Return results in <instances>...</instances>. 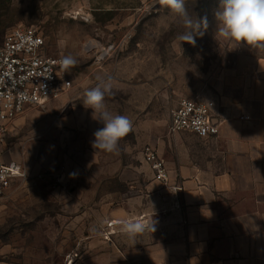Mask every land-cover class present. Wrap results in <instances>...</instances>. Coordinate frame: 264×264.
<instances>
[{
    "label": "rangeland",
    "instance_id": "rangeland-1",
    "mask_svg": "<svg viewBox=\"0 0 264 264\" xmlns=\"http://www.w3.org/2000/svg\"><path fill=\"white\" fill-rule=\"evenodd\" d=\"M218 5L191 0L208 19L193 46L177 40L183 28L159 0H0V43L13 27H34L48 56L77 61L67 91L8 124L1 158L26 177L0 197V264H79L93 236L123 235L112 223L153 186L143 149L169 131L179 101L208 100L230 70H264V49L216 37ZM97 76L113 77L107 109L133 122L117 153L92 147L103 124L82 100Z\"/></svg>",
    "mask_w": 264,
    "mask_h": 264
},
{
    "label": "crops",
    "instance_id": "crops-1",
    "mask_svg": "<svg viewBox=\"0 0 264 264\" xmlns=\"http://www.w3.org/2000/svg\"><path fill=\"white\" fill-rule=\"evenodd\" d=\"M229 72L208 99L218 134L156 136L149 145L166 163L168 183H157L145 162L153 186L112 223L152 219L155 231L134 240L93 236L79 264H264V70Z\"/></svg>",
    "mask_w": 264,
    "mask_h": 264
},
{
    "label": "built area",
    "instance_id": "built-area-1",
    "mask_svg": "<svg viewBox=\"0 0 264 264\" xmlns=\"http://www.w3.org/2000/svg\"><path fill=\"white\" fill-rule=\"evenodd\" d=\"M60 59L46 54L45 39L34 27L17 26L5 34L0 43V149L13 119L26 108L42 106L70 88L72 82L58 63ZM213 106L210 100L182 98L171 113L169 132H190L202 138L216 136L219 129L212 121ZM143 160L157 182L168 183L169 169L154 146L143 149ZM25 177L20 164L5 163L0 155V197ZM180 191V187L174 188L176 197Z\"/></svg>",
    "mask_w": 264,
    "mask_h": 264
},
{
    "label": "clouds",
    "instance_id": "clouds-1",
    "mask_svg": "<svg viewBox=\"0 0 264 264\" xmlns=\"http://www.w3.org/2000/svg\"><path fill=\"white\" fill-rule=\"evenodd\" d=\"M191 0H159V4L168 9L176 18L183 31L177 34V40L195 46L196 36L203 35L208 27L207 16L198 17L189 8ZM217 21L216 37L235 47L245 43L253 48L264 49V0H219L214 12ZM58 63L67 71L77 63L71 56H63ZM96 86L83 93V104L93 110V119L100 121L103 127L94 132L92 147L107 153H117L119 142L130 134L133 122L126 115L113 114L105 104L106 95L112 94L113 77L97 76ZM71 175H75L74 173ZM120 232L129 239L143 234L147 230L155 231L154 221L124 219L119 221Z\"/></svg>",
    "mask_w": 264,
    "mask_h": 264
},
{
    "label": "bare ground",
    "instance_id": "bare-ground-1",
    "mask_svg": "<svg viewBox=\"0 0 264 264\" xmlns=\"http://www.w3.org/2000/svg\"><path fill=\"white\" fill-rule=\"evenodd\" d=\"M119 222H116V224H118Z\"/></svg>",
    "mask_w": 264,
    "mask_h": 264
}]
</instances>
